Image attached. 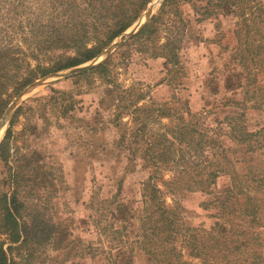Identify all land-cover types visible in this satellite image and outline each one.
Wrapping results in <instances>:
<instances>
[{
	"label": "rangeland",
	"instance_id": "rangeland-1",
	"mask_svg": "<svg viewBox=\"0 0 264 264\" xmlns=\"http://www.w3.org/2000/svg\"><path fill=\"white\" fill-rule=\"evenodd\" d=\"M192 1L197 7L181 3L182 15L173 10L165 15L174 20L169 21L173 27L151 33L152 45L131 37L102 55L140 19L110 43L105 44V34H97L99 41L92 35L89 48L104 46L98 56L39 77L17 93L28 62L35 69L53 60L47 58L49 50L43 48L44 57L33 49L34 39L24 38L28 15L43 21L38 0H0V77L5 76L0 92L7 102L0 123L28 86L43 78L48 82L21 98L0 130V199L6 196L9 202L15 196L17 203V227L0 226V245L10 264H253L259 260L256 252L264 258V211L259 244L235 253L227 241L235 237L231 233L221 240L227 245L214 246L217 197L231 177L222 172L211 178L220 167L221 149L233 145L227 116L244 112L237 123L245 122L251 131L264 129V0H230V12L202 21L196 10L208 0ZM243 21L251 33L242 42L256 53L248 59L242 86L228 87L229 75L241 69L234 31ZM167 35L183 40L179 68H165V58L155 56L163 52ZM105 60L103 73L89 72L93 67L85 76H52ZM256 87L261 88L257 96ZM201 141L211 144L204 147ZM149 143L150 154L159 159L149 158ZM250 155L248 170L262 172L264 145ZM199 170L216 181L211 192L188 188ZM163 208L176 218L180 233L152 232L167 227Z\"/></svg>",
	"mask_w": 264,
	"mask_h": 264
},
{
	"label": "trees",
	"instance_id": "trees-1",
	"mask_svg": "<svg viewBox=\"0 0 264 264\" xmlns=\"http://www.w3.org/2000/svg\"><path fill=\"white\" fill-rule=\"evenodd\" d=\"M25 1L26 0H24V2ZM152 1L153 0H38L40 9L38 15L43 21L41 22L37 17H34L35 19H30L28 15V25L27 27L24 26V38L34 39L35 46L33 49L36 47V51L43 54L42 56L44 57H46V55L42 53L43 48L49 50L50 54L47 58L53 60V64L45 66L43 65L44 63H39L35 69H32L31 63L28 62V75L24 78L21 77V79H19L21 81L16 83V92L18 93L22 90V87H26L35 79L45 76L50 72L76 66L98 56L104 46L98 45L89 48L88 43L92 40L91 36L93 35L94 39L99 41L100 39L97 37V34H105L107 35L105 44L112 42L140 19L143 12ZM186 1L192 3L194 8L197 7L192 0H164L158 12L155 13L131 39L148 40L150 43L147 42L152 45L151 43L155 41L152 34L157 33L158 29L164 25L167 28L173 27L174 20L170 17L165 19V15L172 10L174 11L172 13L182 15L183 11L180 5ZM227 2H230V0H208L204 5H200L202 10H196V13L199 14L197 21L211 18L209 16H211L210 14L212 13L216 16L222 13L221 11L230 12L233 4H228ZM225 8H228V10L225 11ZM260 9L263 10L264 13V8L262 7ZM45 19L47 21H45ZM183 20L182 18V21ZM169 21L173 23L170 24ZM243 23L245 22H238L239 28L234 31L239 42V46L235 49V62L240 64L241 69L229 75L228 87L233 85V83L242 86L243 79H247L249 76L248 59L254 60L253 58L256 53L251 49L250 43L242 42V38H244L246 34L250 35L251 33L250 27ZM166 37L167 41L160 46L163 52L155 56L165 58V68H172V66H178L179 68L181 65V57L179 54L182 49L183 40L177 36L173 37L167 35ZM254 44L260 49L263 47L262 43ZM54 50H62L63 52L59 53L57 56H53L51 53H53ZM32 57L34 58L33 54ZM35 57L41 60L40 56L37 57L35 55ZM107 62L108 60L101 62L89 72L98 71L103 73L107 69ZM89 72H85L79 76H85ZM4 80L5 76L2 75V77H0V87L2 83H5ZM258 87L253 90L256 92L254 93L255 96H257V92L261 89ZM4 94L0 92V102L2 104L0 113H2L7 105V102L3 99ZM241 109L244 111L246 107L243 105ZM243 113L244 112L241 114ZM241 114L232 115L230 118L228 116L226 117L231 120V124L229 125L232 130L231 141L233 145L221 149V154L218 156L220 167L211 173V178H217L222 172H225L231 177L229 186L223 189L222 196L217 197V199H219V204L217 205L219 208L220 221L216 223V226L219 238L214 242V246L218 247L220 244L227 245L228 243H224L221 240H226L228 235L232 233L235 237H230V240L227 241L232 242L235 253H237V251L241 253L246 249V245H250L251 242L259 244L260 241H262V235H259L257 230L259 226L262 227L261 214L264 211V208H262L264 203V170L257 173L248 170L251 168L250 161L254 158H250V154L264 145L261 141V139H264V129L251 131L247 128L245 122L237 123L236 119H242ZM187 134L190 135L191 133ZM205 142L206 141H201L204 147L211 144V142ZM201 143L199 142L197 147L204 150V147L199 145ZM149 144L147 148V153L150 155L149 158L152 160L159 159L160 155L154 153L150 154L153 143ZM118 145L121 144L118 142ZM119 148H121V146H119ZM230 152H232V158L229 155ZM200 156H203V161L207 158L204 153ZM237 162L242 165L241 169H238L236 166ZM202 171L203 170H199L196 172L192 179L194 185L190 186L189 184L188 188H190L191 191L201 190L204 192H211V185L216 181L211 178H205ZM192 180H190V182H192ZM154 190L156 191L152 193L151 198L155 200L157 199V189L154 188ZM160 205H162V203ZM16 210L17 203L15 196H12L9 202H7L6 196L4 199H0V226L5 231L17 227ZM160 212H162L164 216L163 223H165L167 227L153 230L152 232L155 233L166 230L169 236H171L173 231L180 233L182 229L179 227L180 224L176 225V218L171 216L165 208L161 209ZM237 230H240V232ZM254 235H256V237H253ZM255 255L259 260L258 262L254 261L253 264H261V260L264 263V258L260 259L263 254L261 255L256 252ZM0 264H10L7 251L3 248L2 244L0 245Z\"/></svg>",
	"mask_w": 264,
	"mask_h": 264
},
{
	"label": "water",
	"instance_id": "water-1",
	"mask_svg": "<svg viewBox=\"0 0 264 264\" xmlns=\"http://www.w3.org/2000/svg\"><path fill=\"white\" fill-rule=\"evenodd\" d=\"M163 0H156L154 1V3H152L147 12L145 13V17L140 19V21L138 22L137 26L134 27L131 31H127L124 32L118 39L117 41L107 50L105 51L102 55L103 56H108L111 51L113 49H115L118 45L122 44L124 41H126L127 39L131 38L132 36H134L136 33H138L140 31V29L144 26V24L150 19V17L153 15L154 13V9L157 5L161 4ZM97 61V60H96ZM94 61L93 63H91L88 66H84V67H78V68H74L68 72H59V73H55L52 76L56 77L57 79H61V78H65V77H69L71 75H75V74H80L83 73L87 70L92 69L93 67H95L96 65H98L99 63ZM98 63V64H97ZM48 84L47 82V78H43L41 80H38L36 82H34L33 84H31L30 86H28L21 94L20 96L14 101L12 102V104L10 105V107L8 108L6 114L4 115L1 123H0V129L5 125V122L7 121L8 117L10 116L11 112L17 107L18 105V101L23 98L24 96L28 95L32 90H34L36 87L41 86V85H46Z\"/></svg>",
	"mask_w": 264,
	"mask_h": 264
},
{
	"label": "bare ground",
	"instance_id": "bare-ground-1",
	"mask_svg": "<svg viewBox=\"0 0 264 264\" xmlns=\"http://www.w3.org/2000/svg\"><path fill=\"white\" fill-rule=\"evenodd\" d=\"M2 129H3V127L0 130H2Z\"/></svg>",
	"mask_w": 264,
	"mask_h": 264
}]
</instances>
